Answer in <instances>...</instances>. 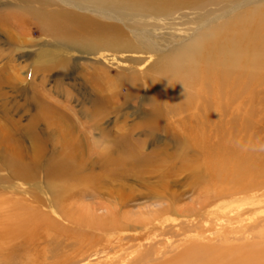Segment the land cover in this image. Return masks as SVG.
<instances>
[{"label": "bare ground", "instance_id": "1", "mask_svg": "<svg viewBox=\"0 0 264 264\" xmlns=\"http://www.w3.org/2000/svg\"><path fill=\"white\" fill-rule=\"evenodd\" d=\"M59 1L69 5L74 3L87 8H90V4H96L104 8L102 14L110 15V18L116 19L117 22L129 23L130 21L132 28L129 29L134 40L129 38L121 28L122 26L118 24L101 23L92 17L71 11L57 12L56 6L55 9L50 10L44 7V5L53 6L57 4V0L55 2L52 0H20L19 4L0 0V143L4 142L7 145L4 150L5 153H1L2 146L0 148V170L5 169L8 171L9 175L7 174L8 177H4L3 181L13 182L9 186L10 188L23 189L24 186H19V180L21 179L26 181L23 182V185L27 183L31 187H42V184L35 180V174L41 171L48 173V169L45 170V167L49 160L45 155L49 153L48 146L51 147L52 145V143L49 144L52 136L50 134L57 135L58 133L59 143L61 144L59 150L51 149L55 156V159H53L57 163V170L63 172L66 179L81 183L85 178V184L90 185L92 180L95 182L96 179L98 180L102 176L107 178H105V183H108L107 180L114 177L126 178V175L123 174L128 171H125V169L105 166L106 162H113L111 165H116V163H123L125 160L119 154L116 155L124 149V143L122 140L121 143L114 140L123 137H131L132 139L133 135L129 132L135 133L139 130L140 134L154 139L157 136L156 129L160 128L168 133V136L162 139L171 140L172 142L171 154H166L169 146L165 147L164 150L162 149L161 152H153L148 156H140L138 152L133 153L130 156L131 159L127 161L132 166L128 170L138 169L156 175L154 177H160V173L171 178L179 174H188L189 177H193V186L196 190L200 187V184L207 185L204 188L209 190L204 191V196L199 195V206L191 205V207H194L192 211L195 214H197L196 212L204 213L206 211L204 208L209 203L212 204L211 202H214V199L234 198L236 196L242 198L251 193L252 195L261 196L258 193L264 191L263 157L255 156V153H251V151L247 152V148L236 145L232 139L228 141L214 140L210 134L211 131H208V125H211L210 122L213 119L210 114L212 103L220 109L223 102L227 105L226 109H230V107L232 109L236 105L238 107L240 104L249 102L247 94L249 92L254 94L256 83L264 81V0ZM29 3L39 4V7L35 8ZM221 4L223 5V12L216 16L213 15V18L203 20L206 15L213 14V12L207 10L204 13L200 12L202 14L190 20V23L197 24V26L194 25L197 29L195 30L196 34L186 42H181L183 36L180 37L179 33H182V31L175 32L168 37L169 27L160 25V30H150L146 27L150 24V18L156 16L159 17L155 18L156 21L160 22L166 19L169 21L174 20L175 18L171 15L176 9L189 8L193 11L194 9L198 10L210 5L220 6ZM236 9L237 12L234 13ZM165 15H169L171 18H162ZM224 17L229 18L221 20ZM218 19L220 21H217ZM35 23L38 25L40 39L33 37L31 32L32 24ZM185 32L187 31L185 30ZM149 33L153 35L151 36ZM167 42H169L168 46H166ZM58 52L60 54H57ZM65 53L75 56L77 60L84 58H87L86 61L90 60L88 66L90 71L86 72L87 78L84 83L92 91H95L92 104L94 108L86 117L93 118L94 131L98 130L99 134L106 140L111 137V141H113L111 152L105 149L109 155L105 158L100 157L101 160H97L95 157L96 160L88 162L84 159L83 152H85V149H81L80 139L72 140L69 133V131L77 133V127L72 129L69 127L68 130H70H67L68 125L65 123L67 125L65 126L64 124L67 116L65 115L66 110L62 109L61 106H57V99L48 96V91L57 92V62L62 61L65 64L68 62L63 57ZM144 54H148L149 58L155 56V61L151 64H149V61V63L145 62ZM18 61H20V64L16 63ZM109 62L113 65L116 64L122 70L110 75L109 69L111 66L107 65ZM22 63L28 64L22 65ZM138 66L144 69L137 68ZM76 67L78 68V66ZM22 73L28 74L22 77ZM51 74L54 76L52 78L54 83L52 87L48 88L44 84ZM142 79H145L144 86L151 92L149 101L153 105L148 115V122L144 125L132 126L133 130L116 123L111 129H103L98 120L104 116V109L108 105L109 107L112 106L113 104L110 105L111 101L115 99L110 98L111 94H105V91L111 89L113 91L111 96H119L120 98L121 90L119 91L118 88L127 86L130 92L129 96H135L141 90L142 81H144ZM5 88L13 92V95L9 94ZM17 97H20V100L23 99L24 102L16 103ZM215 114L213 117L216 119L217 115ZM234 118H229L228 123H233ZM41 125H44L46 129L41 128ZM50 129H53V131L48 133L51 131ZM22 138L26 141L29 140V144H25ZM96 142H99V140ZM135 145L139 151L143 146L142 143H136ZM96 147V145H92L91 148H87V151L94 155L98 153L97 150L100 153L104 152V149H97ZM55 148H57V145ZM191 153L193 156H191ZM142 165L144 169L140 168ZM96 166L103 167L102 173L89 174V178L86 177L87 174L83 172L84 167L94 171L93 169ZM46 187L56 189L54 182H48ZM151 187L153 186L150 185ZM68 188L69 186L66 188L62 186L61 188L57 187V190ZM105 189H107L105 186H99L95 190H98V194L103 193V195L108 196V203L102 202V205L99 206L101 209L107 210L108 217H105V215L102 217L100 214H98L99 216L95 215L93 208L88 206L85 215L89 214L90 216L89 219H85L86 223H83V217L82 219L70 220V222L77 225L72 232L73 237L77 239L79 237L80 241L84 239V236H87L91 241L87 243L86 247H82V243L80 248L76 246L73 251L74 255L66 256L62 261L59 260L57 264H88L91 258H97V264H108L107 260L115 258L121 264H264V250L258 251V253L249 250V254L250 252L252 254L247 255L245 253V255L236 257L237 253L234 251H241L240 249L244 248L245 244L239 245L244 247L220 246L216 248L219 253L213 256L208 254L203 256L201 251H207L206 248L210 245L197 242L185 247L181 252L174 254L175 256H168L172 250L169 251L167 245L156 238L160 231L166 230L165 227L169 223L168 221L172 220L171 216L167 218L166 215L172 214L184 218L191 214L188 205L177 206L183 195L172 192L169 185L163 188L164 192L156 191V195L153 194L152 197H157L158 200L166 202L165 207L162 209H149L150 211L147 210L143 215H140V221H145V224L127 225L120 221L119 212H114L115 209H113L124 205L123 194L114 191L105 193ZM70 192L80 193L79 186ZM250 197L252 198H247V200L250 201L251 205L260 204L259 200L256 199V201L253 196ZM36 198L38 199L37 196ZM261 201L264 202V200ZM246 203L245 201L241 202L236 208L235 205V209L231 211L233 212L231 214L239 215L240 211L245 208ZM226 205L230 204L227 203ZM217 207L215 206V208ZM225 207L227 209V206H224V209ZM219 209H222V207L220 206ZM205 214H207V211ZM11 217H14V220L17 218L19 220L15 226L11 221ZM21 218L8 216L0 219V251L10 258L8 261H11L16 252L11 244V240L15 235L14 231L18 230L19 234L27 231L26 228L23 230L22 225L24 222L21 224L23 220ZM203 218L206 219V217ZM221 218H218V223L211 224L207 219L202 220V218L200 222H206L208 226L209 223L211 225L215 224L214 234H221V230L224 229L223 225L231 226L232 224V231L230 235L228 234V240L222 238L224 241L231 242L233 238L237 237L236 230L233 229L235 226L230 220ZM106 220H111L110 229L117 232L134 229L136 231H155V234L146 237L149 245L146 244L145 246V244L139 242L138 254L131 257L130 253L127 252V248L124 247L123 236L120 235L111 240L99 239L94 234V231H103L108 228L105 225ZM184 223L186 224L188 221L183 222V225L180 224L176 229L177 232L185 230ZM17 224L18 228H16ZM41 224L42 221L40 220L34 221L31 224V227L33 226L32 230ZM51 226L56 227L55 224ZM194 226L196 230L201 231L198 225ZM133 239H138V237ZM26 240L24 244H26ZM258 245L256 244L255 247L257 248ZM119 250H121L120 253H118ZM103 255L108 257L100 259ZM230 256H232V259L229 260ZM6 263L8 264V262Z\"/></svg>", "mask_w": 264, "mask_h": 264}, {"label": "rangeland", "instance_id": "2", "mask_svg": "<svg viewBox=\"0 0 264 264\" xmlns=\"http://www.w3.org/2000/svg\"><path fill=\"white\" fill-rule=\"evenodd\" d=\"M52 1L55 2L56 0H52ZM6 2L19 4L20 0H17V1L16 0H10V1L6 0ZM29 4L35 8L39 7L38 6L39 4H35V3H29ZM55 6L57 9V12L71 11V12H75L78 14L87 15L88 17H92L93 19H95L101 23L110 24V25L111 24H118L119 26H122L121 28L126 32V34L129 36V38L132 39V37H133V34L129 29L132 25L130 23V21H129V23L128 22H126V23L117 22L116 19L110 18V15L106 16V15L102 14V11L104 10V8H101L96 4H90V6H89L90 8H87V7H81L80 5L74 4V3H73V5H69V4H66V3H63L59 0H57V4H55L53 6H45L44 5V7L47 8L48 10L55 9L54 8ZM222 6H223L222 4L220 6L210 5V6H206L207 8L202 7V8H199L198 10L194 9L197 11L189 10V8L188 9L184 8V10L176 9L175 12L171 15L172 17L175 18L174 20H172V21L167 20L166 18H171V16L169 17V15H165L162 18H164L166 20H161L162 22H160V21H156V19L159 18L158 16H156L155 17L156 19L150 18V20H149L150 24H149V26H146V27L150 28V30H152V29L153 30H160L161 29L160 25H163L164 27H167V28L169 27L168 31H167L168 37L172 36L171 34H174L175 32L178 33L180 31H182V33L181 32L179 33L180 37L183 36L181 39V42H186V40L189 41L194 36V34H196L195 30L197 29V27H195V26H197V24L195 25V24L190 23V20L192 18L193 19L196 18L199 14H202V13L206 12L207 10L208 11L210 10L211 12H213V14H210V16H209V14L206 15L203 18V20H206L210 17L213 18V15L216 16L217 14L223 12ZM200 12H202V13H200ZM236 12H237V9H236V11H234V13H236ZM182 16H184V17L182 18ZM229 16H231V15H229ZM176 18H178V19H176ZM228 18L229 17H227V18L224 17L221 20H226ZM187 19L189 22L187 21ZM217 21H220V19H218ZM163 22H166V23H163ZM168 23H170V24L168 25ZM185 30L187 32H185ZM183 31H184V33H183ZM31 32L33 33V37L40 39L39 38L40 34L38 33L37 23L32 24ZM170 32H172V33H170ZM150 35L152 36L153 34H150ZM132 40H134V38ZM168 45H169V42L166 43V46H168ZM57 54H60V53L58 52ZM64 55H65V56H63V57H65L64 59L68 60V62L66 64L62 61L57 62V73H56L57 74V92L48 91V96H53L55 99H57V106H61V107H63L62 109L66 110L65 115H67L68 117L67 116L65 117L64 124L66 123L68 125L67 126L65 124V126H67L66 127L67 130L69 127L71 129L73 127H75V128L77 127L76 128L77 133L69 131L70 129L68 131L70 133V137L72 138V140L77 139V138L80 139L81 149H85V152H83L84 153V159H86L88 162L96 160L95 157L97 158V160H101L100 157L105 158V156L109 155V153H106L108 151H105V149L109 150L111 152V148L113 147V141H111V137L108 140H106L104 137H102V135L99 134L98 130L94 131L93 130V127H94L93 126V123H94L93 118L91 116L90 117L92 119L89 117H86L87 114L90 113L91 110H93V108H94V107H92V104H93V97H94L95 91L94 90L92 91L84 83V80L87 78V76L85 74L88 70L90 71V68L88 67L90 65V60L86 61L87 58L77 60V59H75V56L73 57V55L68 54V53H65ZM143 56H145V58H146L145 62L149 61L150 62V63L148 62L149 64H151L155 61V56H153V58L150 57L151 59L149 58L148 54H146V55L144 54ZM151 60H153V61H151ZM16 63L20 64V61H18ZM109 63H107V65L111 66L109 69L110 75H114V74L120 72V70H122L116 64L113 65V64H111V63L109 64ZM26 64H28V63H22V65H26ZM76 66H78V68ZM86 67H88V68H86ZM137 68H143V67L138 66ZM26 74H28V73H22V77H25ZM53 77L54 76H52V74H51L49 76V78L47 79V81H45L44 86L47 85L48 88L52 87L53 83H54L52 81ZM142 80H144V81H142L141 90H139V92H137L138 94L135 96H129L130 92L128 91L129 88H127V86H124L122 88L121 87L118 88L119 91L121 90L120 91L121 92L120 98H119V96L118 97L117 96L112 97L111 95H112L113 91L111 89H107L105 91L106 92L105 94H107V93H108V95L111 94L110 98H112V99L115 98V99H113L111 101L110 105L113 104L112 106L109 107V105H108L106 107V109H104V114H103L104 116L98 120L99 125L103 129H105V130L111 129L114 126V124L116 123V124H122L126 128L133 130L132 126L144 125L148 122L147 121L148 115H149L150 109L153 105L149 101V98L151 96V92L149 91V89L146 86H144L145 85L144 84L145 79H142ZM87 85H88V81H87ZM145 87H146V90H145ZM5 90L8 91V88H5ZM8 93L13 95V92H11V91H8ZM247 96L249 98V102L240 104V105H238V107H237V105L235 107L233 106L234 108H232V109H231V107H230V109H226L227 105H225L226 103H224V102L221 104V109H220V107L218 108V107H216V105H214L212 103V108H211L212 113L210 112V114L212 115L213 119L210 122L211 125H208V131H211L210 134L214 140H216V139L221 140L222 139L224 141L225 140L228 141V140L232 139V141H234L236 145L241 146L242 148H247V152L251 151V153H255V156H260L261 158L263 157L262 159L264 160V81L256 83L254 94H251L249 92L247 94ZM130 97H132V98H130ZM17 99H16V103L17 102H19V103L24 102L23 99H22L23 101L20 100L21 99L20 97H17ZM119 103H120V105H119ZM117 104H118V106H116ZM138 107H140V108H138ZM213 109H214V112H213ZM226 111H227V113H226ZM215 112H216V114H215ZM214 114L217 115L216 119L213 117ZM231 117H233V118L235 117V118H234V122L230 124V123H228V119ZM75 122H76V124H75ZM104 125H105V127H104ZM41 128L46 129L44 125H41ZM83 128H85V129H83ZM84 130H86V131H84ZM52 131H53V129L51 131H49L48 133H51ZM139 131H136L135 133L129 132V134L133 135L132 139L128 135L130 138L123 137V138H120L118 140L117 139L114 140L115 142L117 141V143H118V141H120L119 143H121V140H122V142L124 143V149L123 150H120V152H118L117 154L113 153L114 155L119 154L121 156V158H123V160L125 159L123 161V163L118 162L120 165L118 163H116L117 166L111 165L113 162H106L105 163V166H108L110 168H112V166H113V167H117L118 169L123 168V169H125V171H128V172H126V174L125 173L123 174V175H126V178L114 177L113 179H111V178L108 179L107 180L108 183H105L106 177L102 176L101 178L98 179L99 181L97 179H96L97 181L95 180L96 183L94 182V180H92V183L90 185L85 184V182H86L85 178H83L84 181L81 183H78L77 181L66 179V177H64L65 174L63 172H61L60 170H57V163L54 161L55 156L52 152V150L57 151V149L59 150L61 148V144L59 143L58 133H57V135L56 134L55 135L50 134L52 136H51V140L49 141V144L52 143L53 146L52 145H51V147L48 146V150H49L50 154L48 153L45 155L47 157V160H49L48 164L45 167V170L48 169V173L45 171H41V172H38L35 174L36 175L35 180H37L38 183L42 184V187H35V186L31 187L27 183H26V185H23L24 184L23 182H26V181H23L21 179V180H19V186L20 185L24 186L23 189L26 188L25 190L20 189V188H10L9 186L13 182L3 181L5 179L4 177H6V178L8 177V175H9L8 171H6L5 169L0 170V175H1L0 176V219L4 218V217H8V216H17V217H19V219L22 217L21 220L22 219L23 220H22L21 224H23V222H24V224L26 223L25 224L26 226L24 224L22 225L23 230L25 228L27 230L26 233L23 231L22 234L21 233L19 234V232H17L18 230L14 231L15 235L13 236V239L11 240V244L14 247L16 252H15L14 256H12V258H11L12 262L8 261V260H10V258H8L6 255H3L2 252L0 251V264H5L6 262H8V264H11V263L12 264H57V262H59V260L62 261L64 258H66V256L74 255L73 251L75 250L76 246H79V248H80L81 243H82V247H84V246L86 247L87 243H89L91 240L88 239L89 237H87V236H84V239L80 240V241H79V237H78V239L74 238L72 235L73 234L72 232H73L74 228L77 227V225L70 222V220H75L76 218L82 219V217H83V219H82V220H84L83 223H86L85 219H89V216H90L89 214L85 215V213L87 212L86 209H88V206H89V208L90 207L93 208V213H95V215L100 214V216H102V217H104V215H105V217H108L107 210L105 211L103 208L101 209L99 207L100 204L102 205V202L108 203V196H105V194L103 195V193L98 194V192H97L98 190L97 191L95 190L99 186L100 187L105 186V188H107V189H105V191H106L105 193H109L111 191H114V192H119V193L123 194L124 200H125L124 205L121 207L118 206L119 209L113 208L111 206V209L112 208L115 209L114 212H119L120 216L118 215V217H119L120 221L124 224H127V225L145 224L146 223L145 221H140V219H139L140 215H143V213H145L149 209L150 210L158 209V208L162 209L165 207V205L167 204L166 202L158 200L157 197H155L156 199L152 197L153 194L156 195V191L164 192L163 188H165L166 186L169 185L171 188L170 190L172 192H175L176 194L179 193V194L183 195L181 197L182 200L180 201V203L177 204V206L182 207V206L188 205L189 206L188 210H190L191 214L189 216L184 217V218H182L181 216H176V215H172V214H169L168 216L166 215L167 218H169L171 216L170 218H172V220L170 219V221H168L169 223H167L166 227H165L166 230L160 231L158 237L156 238L157 240L165 243V245H167V249L169 251L172 250V252L169 253L168 256H170V255L175 256L178 252H181L185 247L190 246L192 244H196L197 242L198 243H204L205 245H210V247L206 248L207 251H205V250L201 251L203 256L206 254L213 256V255L219 253L218 251H216L217 247L225 246V245H229L227 247H232V246H239L241 244H245V247L239 246V247H244V248L240 249L241 251L232 250V251L237 253L236 257H238L240 255H245V253L247 255L252 254V252H250V254H249V252H248L249 250L254 251L255 253H258V251L264 250V202L261 201V200H264V191H263V193L262 192L258 193V194H261V196L260 195L256 196L255 194L252 195V193H251V194H247L246 195L247 197L243 196L242 198L241 197L238 198L236 196L234 198H225L224 197L222 199H214V202H211L212 204L209 203L204 208L207 211V214L204 215V213L206 211L202 214H200L198 212H196L197 214H195V212L192 211V209L194 208L193 206H195V207L199 206V203H198L199 195L204 196L203 195L204 191L209 190V189L204 188V186L207 187V185L200 184V187H198V189L196 190L195 187L193 186V183H194L193 177L192 178L189 177L188 174L187 175L186 174H184V175L179 174V175L173 176L171 178V177L165 176L162 173H160V177H154L156 175H151L148 172L141 171L138 169L137 170L131 169V171L128 170L132 166H130L127 161H129L131 159L130 156H132L133 153L138 152V154L140 156H148V155L152 154L153 152H161L162 149L164 150V148L165 147L167 148V146H169V148H168V151H166V154L170 155L171 151H172L170 149L172 146L171 140L169 141L167 139H162L163 137L166 138V136H168V133L165 130H162L160 128L156 129V131H157V136L155 137V138H157L156 140H155V138L150 139V137H147L143 134H140ZM80 133H81V135H80ZM225 135H226V137H225ZM22 140L24 141L25 144H27V145L29 144V140L26 141L24 138H22ZM97 140H99V142H96ZM54 143H56V144L54 145ZM92 143H94V144H92ZM136 143H142L143 144L140 151L137 148V146L135 145ZM0 144H1L0 148L2 146L1 153H5L4 150L7 147V145L4 142H2ZM90 144H92L93 146L96 145L97 149H104V152L100 153V151L97 150L98 153L95 155L93 153H90L89 151H87V148L89 149L92 146ZM4 145H6V146H4ZM56 145H57V148H55ZM103 154H104V156H102ZM191 156H193L192 153H191ZM126 157H128V158H126ZM140 168L144 169V166L142 165V166H140ZM145 168H146V166H145ZM91 170L92 169H86L84 167L83 172H84V174H87L86 177L88 176V178H89V176H90L89 174H97L100 172L102 173V170H104V169H103V167L96 166L93 169L94 171H91ZM144 176H146V177H144ZM45 181L54 182L56 189L46 187V184L48 182H45ZM173 181H176V182L174 183ZM37 182H34V183L36 184ZM153 182H155V183H153ZM56 184H58V185H56ZM64 185H68L69 188L63 189V190H57V187L58 188H61L62 186L64 188L68 187V186L65 187ZM150 185H152L153 187L150 188ZM78 186L80 188V193L77 194V193L70 192V191H72V189H74L75 187H78ZM146 188H147V190H146ZM153 190H155V191H153ZM151 191H153V192H151ZM195 192H198V193H195ZM254 195H255V197H254ZM36 196L38 197V199L36 198ZM250 196H253V198L255 200L256 199L259 200L260 202L259 201L258 202L260 204L251 205L250 201L247 200V198H249V199L252 198ZM196 197H197V199H196ZM244 201L247 203L249 202V203L248 204L246 203L244 205L245 208L242 211H240V214L239 215L231 214V213H233L231 211L234 210L239 203L244 202ZM227 203L230 205H226ZM218 204H219V206H218ZM221 204H225V205H221ZM191 205H193V206L191 207ZM215 206L216 207L218 206L219 208L221 206L222 209H219L218 207L215 208ZM224 206H227V209H226V207L224 209ZM234 206H235V208H234ZM96 207H98L97 210H96ZM208 207L210 210L208 209ZM215 209L218 211L216 212ZM208 212H211V213H208ZM210 214H212V215H210ZM79 215H81V216H79ZM218 216L220 218L223 217L221 219H227V220H230L231 223L233 222V225L235 226L233 229L236 230L237 237L235 239L233 238V240H231V242H227L224 240H228V234L230 235V233L232 231V228H231L232 224H231V226L230 225H223L224 229L221 230L222 233L221 234L220 233L214 234L215 224L214 225H211V224L216 223V222L218 223V221H217L219 218ZM203 217H206V219L209 222H211V224L208 222L209 226L206 224V222H200L201 218H202V220H206ZM14 219H15L14 217H11V221H12L13 225L15 226L19 220H18V218L16 219L17 221ZM25 219H27V220H25ZM30 219H33V220H30ZM38 220L42 221V224L40 226H36V229L32 230L33 226L31 227V224L34 221H38ZM185 221H188V223H186V224L184 223L185 230H181V231L177 232L176 229H178L180 224L183 225V222H185ZM105 223H106L105 225L108 228L104 229L103 231H94V234H96L99 239H111V240L116 239L120 235L123 236L124 243H125L124 247L127 248V252L130 253L131 257H134L135 255L138 254L137 251L139 248L138 247L139 242L145 244V246H146V244L149 245L148 244L149 241L146 240V237L153 236L155 234V231H152V232L147 231V230L139 231L138 229H137L138 231L132 229V230L117 232L114 229H110L111 220H106ZM53 224H55L56 227H52L51 225H53ZM193 224L196 226L198 225L199 229L201 228V231L196 230L194 228L195 226ZM167 225H169V226H167ZM200 225H202V226H200ZM78 227H79V225H78ZM16 228H18V224H17ZM79 229H81V228L79 227ZM148 229H151V228H148ZM140 232L142 235L140 234ZM24 233H25V235H24ZM137 237L139 240L133 239V238H137ZM239 237H241V238L239 239ZM14 238H16V239L14 240ZM26 238H27V240H26ZM22 240H23V242H22ZM25 240H26V244H24ZM21 244H22L23 248H22ZM256 244H259L257 248L255 247ZM29 247H30V249H29ZM209 248H211V249H209ZM237 249H238V247H237ZM38 251H40V252L38 253ZM72 252H73V254H72ZM120 252H121V250H119L118 253H120ZM118 253H116V254H118ZM103 256L100 259H106L108 257L105 255H103ZM92 259L93 258H91V261L88 264H97V261H98L97 258L96 259L94 258L93 260ZM230 259H232V256H230L229 260ZM107 262H108V264H121L120 261L117 260V258H115L113 260H107Z\"/></svg>", "mask_w": 264, "mask_h": 264}]
</instances>
